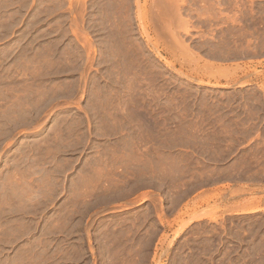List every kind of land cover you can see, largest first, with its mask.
I'll use <instances>...</instances> for the list:
<instances>
[{"label":"rangeland","instance_id":"1","mask_svg":"<svg viewBox=\"0 0 264 264\" xmlns=\"http://www.w3.org/2000/svg\"><path fill=\"white\" fill-rule=\"evenodd\" d=\"M0 264H264V0H0Z\"/></svg>","mask_w":264,"mask_h":264}]
</instances>
